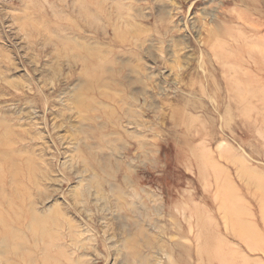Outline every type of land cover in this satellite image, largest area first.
Returning a JSON list of instances; mask_svg holds the SVG:
<instances>
[{"label":"rangeland","instance_id":"rangeland-1","mask_svg":"<svg viewBox=\"0 0 264 264\" xmlns=\"http://www.w3.org/2000/svg\"><path fill=\"white\" fill-rule=\"evenodd\" d=\"M263 54L264 0H0V264H264Z\"/></svg>","mask_w":264,"mask_h":264},{"label":"bare ground","instance_id":"bare-ground-1","mask_svg":"<svg viewBox=\"0 0 264 264\" xmlns=\"http://www.w3.org/2000/svg\"><path fill=\"white\" fill-rule=\"evenodd\" d=\"M38 22V21H37ZM36 22V23H37ZM35 23V24H36ZM38 24V23H37ZM39 25V24H38ZM37 26V25H36ZM40 26H41V24H40ZM227 32V31H226ZM258 32V31H257ZM220 33H223V31H220L219 32V37L221 36V35H224V34H220ZM212 34V37H213V40L215 39V45L213 46V47H211V49H213V50H215V49H217V48H214V47H219L222 51H223V53H224V47H226L225 45H223V43H224V41H222V40H220L219 38H216V35L218 34V32H215V33H211ZM239 36H240V34H239ZM241 37H243V35H241ZM227 39H225V41H226ZM237 40V39H236ZM241 40V39H240ZM233 41V40H232ZM230 42H231V40H230ZM234 42V41H233ZM242 42H243V40H242ZM226 43H228L227 41H226ZM244 43V42H243ZM212 44H214V43H212ZM230 44V43H229ZM239 45L241 44V43H238ZM245 44H247V42L246 43H244V45ZM235 45V44H234ZM237 45V44H236ZM228 46V45H227ZM238 46V45H237ZM247 46V45H246ZM229 47V46H228ZM227 47V48H228ZM231 47V46H230ZM234 47V46H233ZM240 47V46H239ZM239 47H237V48H239ZM235 48V47H234ZM233 48V49H234ZM244 48H246V47H244ZM253 48V49H252ZM252 48H249L248 47V50L249 49H252V51L255 49L254 47H252ZM259 48H261V47H259ZM226 49V48H225ZM240 49V48H239ZM257 50H258V48H256ZM255 49V50H256ZM238 50V49H237ZM242 51L244 50V49H241ZM241 50H239V52H240V54H243V53H241ZM256 50V51H257ZM262 50V49H261ZM260 50V51H261ZM218 50H215V51H213L214 52V54L217 52ZM227 51V50H226ZM225 51V52H226ZM244 51H246V50H244ZM259 50H258V53L260 52ZM219 52H220V50H219ZM237 54L239 53V52H237V51H235ZM250 52H251V50H250ZM250 52H249V55H251L250 54ZM218 53V52H217ZM216 53V56L218 55ZM222 53V52H221ZM220 53V54H221ZM248 53V52H247ZM254 53H255V51H254ZM219 54V55H220ZM239 54V55H240ZM253 54V53H252ZM217 56L216 58L218 59L219 58V60H221L222 62H224L223 60H225V59H223L224 57H221L220 58V56ZM244 55H247V54H245L244 53ZM248 55V56H249ZM260 55V54H259ZM221 56H223V54H221ZM260 56H262V55H260ZM263 56H264V54H263ZM241 57H243L242 55H241ZM251 58L253 57V56H250ZM249 57V58H250ZM254 57H253V61H254ZM226 69V68H225ZM235 70H236V68H235ZM225 74V73H224ZM227 74V73H226ZM226 76H228V75H226ZM235 96V95H234ZM189 119V118H188ZM2 137V136H1ZM1 150V149H0ZM3 165V164H2ZM2 165H1V167H2ZM12 170H13V168L12 169H10L9 171L10 172H12ZM1 172V171H0ZM216 173H219V170H218V172H216ZM20 174H21V170L18 172V171H15V174H14V178H15V184H17L18 182H19V177H20ZM207 174V173H206ZM207 176V175H206ZM220 176V175H219ZM1 178H2V176H1ZM4 180V179H3ZM2 180V181H3ZM252 181H256V183H257V181H258V183H260V181H261V186L259 187V189H260V191H261V189L264 187V181L261 179V178H257V177H255V180L254 179H252ZM4 187H5V184H4V181H3V184H2ZM259 189H258V191H259ZM264 192V191H263ZM3 193H0V204L2 205V204H4V201H7V202H10V201H12L13 199H15V197L14 196H12V195H10V196H8V195H2ZM13 195H15V193H13ZM228 195V194H227ZM6 197L8 198V199H6ZM230 197H228L227 198V200L229 199ZM232 200H233V198H231V200L228 202L227 201V203L225 204V201H224V204L222 205V209H224V211L226 210H228V207H229V209H230V207H231V205L229 204V203H231L232 202ZM3 207V206H2ZM188 207V206H187ZM17 210V213H19L20 212V207L18 208V209H16ZM7 212H9V211H6L5 213H7ZM24 212V209L22 210V213ZM198 213V212H197ZM187 215V214H186ZM204 215H202V214H200L199 216H198V221H201L202 220V217H203ZM226 217H228V219H225L226 220V226H228L229 227V230H231V228H234L236 231H237V233L239 234V236L240 237H245V235L246 234H248V233H250L251 232V230H252V225L248 222V221H244L241 217H242V214L240 213V212H238V210H236L235 209V212L233 213H231V211L230 212H226ZM26 218L27 219H30V217H28V215L26 216ZM26 218H25V220H26ZM233 219L232 221L230 220V219ZM32 219V218H31ZM191 220H192V218H191ZM187 223H188V226L190 227V224L192 225V223H191V221H189L188 219H187ZM201 223V226H202V228L204 227V224H202L203 223V221L202 222H200ZM200 223H198V227L200 228ZM229 224H230V226H229ZM253 224V223H252ZM30 225H32V224H30ZM206 227V226H205ZM16 228V227H15ZM207 228H209V227H206V229ZM22 229H23V227H22ZM12 230H14V228H11V227H9V224L7 223V219H5V215H3L2 214V212H1V210H0V232H2V231H6V235H7V233L9 232L10 234H12V235H15V234H17V231H12ZM19 230V229H18ZM21 231H24V230H21ZM18 245V244H17ZM14 248V247H13ZM203 249V248H202ZM5 255V254H4ZM10 257V256H9ZM7 258V257H6ZM11 259V258H10ZM14 259V258H13ZM21 259V258H20ZM17 261V260H16ZM15 261V262H16ZM171 262V261H170ZM13 264H15V263H13ZM16 264H18L17 262H16ZM174 264H178V262L177 261H175L174 262Z\"/></svg>","mask_w":264,"mask_h":264}]
</instances>
